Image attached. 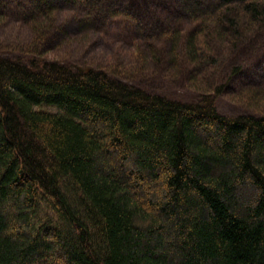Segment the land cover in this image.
Masks as SVG:
<instances>
[{
    "label": "trees",
    "instance_id": "obj_1",
    "mask_svg": "<svg viewBox=\"0 0 264 264\" xmlns=\"http://www.w3.org/2000/svg\"><path fill=\"white\" fill-rule=\"evenodd\" d=\"M77 3L134 26L127 65L167 67L198 95L46 57L55 8L34 1L35 50L0 52V264H264V113L217 105L264 50V0ZM250 87L232 89L264 103ZM41 199L59 223L35 222Z\"/></svg>",
    "mask_w": 264,
    "mask_h": 264
},
{
    "label": "rangeland",
    "instance_id": "obj_2",
    "mask_svg": "<svg viewBox=\"0 0 264 264\" xmlns=\"http://www.w3.org/2000/svg\"><path fill=\"white\" fill-rule=\"evenodd\" d=\"M34 1L36 0H0V52L26 56L29 50H35L34 45H29L35 38V32L22 20L24 13L29 12ZM49 1L55 8L56 31H52V36L41 44L42 47L46 46V49L43 48L46 57L80 65L104 67L108 65L111 68L114 66L113 70L120 79L178 99L198 95V92L185 84L180 76L167 73V67L152 70L127 65L128 58L118 54V51L121 46L127 47L131 39L128 36L134 26L127 18L113 17L114 9L110 12L107 7H99L98 11H93L87 18L77 0ZM245 85H251L249 90L264 87V50H258L250 55L231 87L238 90ZM232 88L218 98V109L222 113L228 115L245 112L264 113L262 101L254 103V100L248 99L247 91L244 95L247 99L239 98ZM37 108L59 111L56 106L50 104H43ZM35 215H37L35 222L59 223L55 212L43 199L38 203Z\"/></svg>",
    "mask_w": 264,
    "mask_h": 264
},
{
    "label": "bare ground",
    "instance_id": "obj_3",
    "mask_svg": "<svg viewBox=\"0 0 264 264\" xmlns=\"http://www.w3.org/2000/svg\"><path fill=\"white\" fill-rule=\"evenodd\" d=\"M55 215H56V213H55Z\"/></svg>",
    "mask_w": 264,
    "mask_h": 264
}]
</instances>
